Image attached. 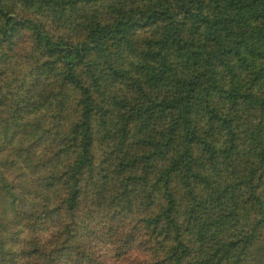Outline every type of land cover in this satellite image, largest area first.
I'll use <instances>...</instances> for the list:
<instances>
[{"label":"trees","instance_id":"trees-1","mask_svg":"<svg viewBox=\"0 0 264 264\" xmlns=\"http://www.w3.org/2000/svg\"><path fill=\"white\" fill-rule=\"evenodd\" d=\"M24 31L0 264H264V0H0Z\"/></svg>","mask_w":264,"mask_h":264},{"label":"rangeland","instance_id":"rangeland-1","mask_svg":"<svg viewBox=\"0 0 264 264\" xmlns=\"http://www.w3.org/2000/svg\"><path fill=\"white\" fill-rule=\"evenodd\" d=\"M144 32V31H142ZM0 51H4L9 54L10 57L8 59L4 58L2 61V65L6 64L9 68L7 71L4 72L1 71L2 73L4 72L3 76H5V80L8 81L9 79L15 78L16 76H13V74L18 73L19 75L21 72L26 73L27 79L25 81H19L18 79L15 82V86L17 85H32L35 80L38 78V69H33L32 64H33V57L34 55L37 54V51L35 50L34 47V38L30 37V33H27V31L21 32L19 36L16 38V46L14 47V52H9L8 48L5 46L0 47ZM8 55V56H9ZM6 81L4 83H6ZM39 83L42 82L41 79L38 81ZM39 92L35 93V95L32 98H35L38 100V95ZM31 98V99H32ZM30 99V102H31ZM6 101V98H4ZM2 106H0V109ZM70 110V109H68ZM28 111H43L42 108H32ZM0 130H3V126L0 124Z\"/></svg>","mask_w":264,"mask_h":264}]
</instances>
